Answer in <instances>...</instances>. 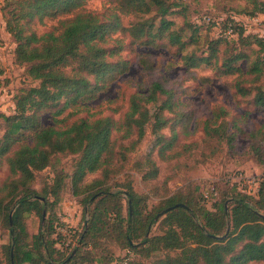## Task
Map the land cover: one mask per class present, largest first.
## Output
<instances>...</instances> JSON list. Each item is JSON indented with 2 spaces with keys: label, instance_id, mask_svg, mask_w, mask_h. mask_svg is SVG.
Instances as JSON below:
<instances>
[{
  "label": "trees",
  "instance_id": "trees-1",
  "mask_svg": "<svg viewBox=\"0 0 264 264\" xmlns=\"http://www.w3.org/2000/svg\"><path fill=\"white\" fill-rule=\"evenodd\" d=\"M88 1L20 0L17 3L22 8L13 12L14 19H7L6 28L17 45L16 61L25 64L27 74L39 82L18 92L13 113H0V166L6 163L12 178L0 186V223L9 235V242L4 245L7 264L101 262L103 256L94 253L99 244L97 239L110 235L122 238L133 254L120 263L111 258L108 264L264 262V172L257 196L244 192L230 177L222 191L219 184H213L208 193L203 192L207 201L216 197L212 209L194 198L190 185L166 194L149 209L148 196L135 191L131 177L125 176L129 177L127 182L124 178L117 183L113 178L125 168L127 152H133L144 139L148 123H152L153 150L160 160L181 157L197 145V141L183 140L202 132L203 143L212 154L223 147L235 150L238 140H247L245 153L264 166V120L259 127L247 130L242 124L247 114H231L222 105L215 106L211 116L198 118L196 111L189 109L191 101L183 100L163 81H155L146 94L139 91L131 94L129 109L122 121L110 116L91 119L90 113L62 128L55 124L44 126L41 122V113L48 108L56 107L55 115H61L68 108H73L72 113L89 109L91 101L127 72L131 61L121 57L125 38L130 39V46L152 48L167 40L168 45L177 47L187 70L205 66L212 70L214 77L237 75L234 84L239 93L237 98L251 96L252 103L263 110L264 116V86L258 83L264 74V61L258 58L247 70L238 64L249 60L248 49L254 46L258 47V54L264 55V37L246 32L231 14L222 17L219 27L214 22L203 21L206 16L215 19L204 15L198 21L191 20L189 25L206 33L207 49L200 54L184 53L188 42L183 38V29H172L175 22L168 19L178 13L174 0H102V7L96 10L87 7ZM250 1L253 7L245 10L247 14L264 13V0ZM65 14L52 31L40 35L27 32L21 23V20H44ZM150 14H154L153 18L128 25L123 21L124 16ZM155 19H159L158 24ZM230 23L235 34L231 37L224 34ZM249 73L253 74L250 79L246 77ZM212 80V76L199 78L201 84H210ZM246 80L255 91L252 95L243 86ZM114 131L118 138L128 139L129 143L119 145ZM55 154L77 157L73 173L68 178L57 174L51 184L39 191L32 183L37 173L50 166ZM146 157L151 168L140 171H143V180L150 182L158 177L160 167L151 153ZM98 172V178L89 184L84 182L86 176ZM67 179L75 197L83 195L85 205L91 202L87 208L84 206L82 228H75L70 234L69 246L60 247L58 243L63 236L58 226L61 222L50 214L48 218L45 216L30 243L25 215L40 207L53 211ZM178 203L186 206L175 207L157 218L159 213ZM43 215L44 212L42 218ZM155 225H161L163 233L147 236ZM228 227L225 238L216 237L226 234ZM0 264H3L1 257Z\"/></svg>",
  "mask_w": 264,
  "mask_h": 264
},
{
  "label": "rangeland",
  "instance_id": "rangeland-1",
  "mask_svg": "<svg viewBox=\"0 0 264 264\" xmlns=\"http://www.w3.org/2000/svg\"><path fill=\"white\" fill-rule=\"evenodd\" d=\"M20 0H0V113L10 114L15 110V97L24 88H30L39 84L27 74V66L19 63L15 59L16 42L10 32L6 28L8 18H13V12H17L22 8L18 5ZM174 9L178 13H174L168 19L174 20L172 26L174 30L183 29V38L188 42L184 53L196 51L201 53L207 49V36L204 31L194 29L190 24L191 20L198 21L204 15H210L215 19L234 15L243 18L248 15L245 10H251L253 3L250 0H174ZM10 3L11 5H7ZM87 7L91 9H100L102 0H89ZM184 13V14H182ZM67 14L57 17H47L44 20L33 19L31 21L21 20L27 32L35 31L37 34H43L52 31L57 25L60 18L66 17ZM154 14L140 16H124L125 25L131 22L143 21L153 18ZM158 24L159 19H155ZM264 31V19L253 26ZM214 31L218 30L214 28ZM120 35V34H119ZM122 36V35H120ZM193 36L197 39H191ZM130 39L125 38V49L121 53L122 58H128L131 61L130 68L127 72L121 74L110 88L102 92L95 100L89 103L90 108L82 109L77 113H72L73 108H68L61 115H55L56 107L45 109L41 113L42 125L55 124L58 128L67 127L81 117H88L90 113L91 119L97 117L110 116L115 120L122 121L129 109V99L131 94L141 92L146 94L148 88L155 81H163L167 88H173L182 96L183 100L191 101L189 109L196 111L198 118H206L211 116L213 108L217 105L227 107L231 114L243 115L247 114V118L242 123L247 130L259 127L264 120L263 110L255 106L251 96L246 99L237 98L236 88L234 87L236 76H218L214 77L212 70L202 66L197 70H187L181 60V54L177 53V47L168 45L167 40H162L158 47H144L137 44L130 46ZM123 46V48H124ZM257 46L248 49L249 60H241L238 64L247 70L252 66L255 60L264 61L263 54L257 53ZM146 61L147 65L144 63ZM217 74V72H215ZM212 76L213 80L210 84H201L200 77ZM247 78H252L253 74L249 73ZM264 86V74L259 80ZM245 88L251 90L252 84L249 80L243 82ZM153 109L154 106L150 105ZM170 116V115H169ZM59 120V121H57ZM152 123L147 124L146 135L142 142L133 152H127L128 160L125 168L115 175L114 183L123 181L125 176L131 177L133 187L139 194L148 196V208H152L157 204L163 196L170 192H174L188 185L193 190L194 198L200 203L212 209L216 197L212 196L208 201L203 197V192H209L213 184H219V187L226 189L224 183L232 179L249 176L252 180L251 184L257 187V182L264 172V166L258 165L251 155L245 153L248 141L238 140L235 150H228L223 147L222 150L212 154L211 149L203 143V134L198 132L191 137H186L183 141H197V145L184 153L181 157L169 161L160 160L154 152L155 137L151 133ZM167 132V130H165ZM2 134V132H1ZM114 138H117L118 144H128L130 140L118 138V134L114 131ZM16 146L14 147V149ZM13 149V150H14ZM154 149V150H153ZM151 153L157 160L160 167L159 175L155 180L150 182L144 181L140 170H148L151 166L146 162V156ZM76 156L70 154H55L51 164L45 170L37 173L36 179L32 186L37 190H41L54 181L57 174L65 175L68 178L74 170V162ZM8 165L4 163L0 166V186L11 181ZM100 173H93L86 176V184L91 183ZM126 177L124 182H127ZM231 181V179H230ZM233 181V180H232ZM231 181V182H232ZM245 182L244 180L242 181ZM230 183V182H229ZM121 189V188H120ZM83 195L75 197L72 194L69 180L61 191L60 197L57 199L53 211H46V218L55 216L60 220L58 231L62 236H68L70 225L80 230L84 222V206L88 204L82 203ZM94 199V198H93ZM93 199L91 201H93ZM50 200L53 197L50 196ZM44 202V200H42ZM125 203V212H127V202ZM230 208V203L228 204ZM45 208L40 207L38 210L26 214L24 223L26 225L29 242L38 234L43 218L41 213ZM163 216V215H162ZM88 217V216H86ZM161 217V216H160ZM159 217V218H160ZM230 223V222H229ZM231 225V224H230ZM151 227L147 236L152 234L163 233L161 225ZM72 239V238H71ZM9 242L7 229L0 223V257L3 264H7L6 251L4 245ZM98 247L95 248L96 256H103L101 262L93 264H108L109 259L115 258L118 263L124 261L128 256H132L122 238L118 236L97 239ZM124 259V260H123ZM149 261H144L148 264ZM255 264H264L258 262Z\"/></svg>",
  "mask_w": 264,
  "mask_h": 264
},
{
  "label": "built area",
  "instance_id": "built-area-1",
  "mask_svg": "<svg viewBox=\"0 0 264 264\" xmlns=\"http://www.w3.org/2000/svg\"><path fill=\"white\" fill-rule=\"evenodd\" d=\"M232 18L234 19V21L236 23L239 24V26H241L246 32H253V33H256L258 34L259 36H263L264 37V31L260 28H257V27H253V26H257V24H259L263 19H264V13H261V14H257V15H246L244 16L243 18H238L236 16H232ZM222 20V18H219V19H211L210 17L206 16L203 18V21H206V22H214L216 24V27H219L220 26V21ZM233 27H232V24L230 23L228 25V27L224 30V34L226 36H234V32H233ZM230 179L233 180L234 182H236L240 189H242L244 192L248 193L249 195H252V196H257L258 195V192H259V186H260V179L258 180L257 182V187H254L252 186L251 182L252 180H250L249 176L247 177H241L239 179H232V176H230ZM245 181L244 183L242 181ZM208 196V194H207ZM70 230L68 232V236H63V239L62 241H60L58 243V246H69L72 239L70 237V234L71 233H74L75 232V228L73 225H70ZM123 263V262H122ZM116 264V263H114Z\"/></svg>",
  "mask_w": 264,
  "mask_h": 264
},
{
  "label": "water",
  "instance_id": "water-1",
  "mask_svg": "<svg viewBox=\"0 0 264 264\" xmlns=\"http://www.w3.org/2000/svg\"><path fill=\"white\" fill-rule=\"evenodd\" d=\"M42 200H44V199H42ZM129 202H131V201L129 200ZM228 204H229V201H227V202L225 203L226 212L229 211ZM178 206H179V207H185L186 205L183 204V203H178V204H176L175 206L169 207V208L165 209L164 211H162L161 213H159L158 216H157V218H159L160 216L166 214V213H167L168 211H170L171 209H173V208H175V207H178ZM45 216H46V210H44L43 220L45 219ZM263 216H264V215H263ZM228 226H230V223H228ZM228 232H229V227H228V230H227L226 234H224V235H222V236H216V237H218V238H220V239H223V238L226 237V235H227ZM12 254H13V252H12Z\"/></svg>",
  "mask_w": 264,
  "mask_h": 264
}]
</instances>
